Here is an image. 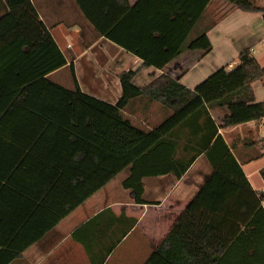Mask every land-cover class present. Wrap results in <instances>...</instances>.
Segmentation results:
<instances>
[{
	"label": "trees",
	"instance_id": "16d2710c",
	"mask_svg": "<svg viewBox=\"0 0 264 264\" xmlns=\"http://www.w3.org/2000/svg\"><path fill=\"white\" fill-rule=\"evenodd\" d=\"M72 1L94 40L142 64L118 75L115 105L86 95L31 0H0V264L19 259L125 169L123 189L143 204L144 178L180 179L199 155L212 173L144 264H264V192L251 188L218 133L264 119L251 88L264 68L245 50L234 69H218L193 90L165 74L135 87L142 69L162 71L185 50L209 51L205 34L187 40L211 0ZM222 1L264 16L251 0ZM65 66L72 89L49 78ZM139 98L171 114L152 130L137 127L122 112ZM212 108L228 111L219 127ZM260 175L264 181V168Z\"/></svg>",
	"mask_w": 264,
	"mask_h": 264
},
{
	"label": "crops",
	"instance_id": "0c3cea01",
	"mask_svg": "<svg viewBox=\"0 0 264 264\" xmlns=\"http://www.w3.org/2000/svg\"><path fill=\"white\" fill-rule=\"evenodd\" d=\"M127 1L133 6L139 0ZM251 1L264 8V0ZM31 2L39 20L64 54L67 65L72 62L80 90L115 105L121 97L118 75L139 68L142 62L105 38L94 40L72 0ZM1 7L0 2V16L4 14ZM201 34H205L211 45L207 53L185 50L162 71L154 68L139 71L133 85L146 86L152 76L165 74L193 90L218 69H234L238 55L245 50L264 68V16L261 14L243 13L222 0H211L193 27L187 44ZM66 69L67 66L49 74V78L52 80ZM251 88L255 102H264V79L254 82ZM122 113L135 126L148 130L171 114L144 98L130 101ZM209 114L219 127L228 111L212 108ZM218 133L251 188L264 192L260 175L264 168V119L218 129ZM211 173L207 159L199 155L180 179L172 174L144 178L143 204H137L131 191L122 187L130 174L129 168L125 169L10 264H144ZM0 239L4 241L5 235L0 234Z\"/></svg>",
	"mask_w": 264,
	"mask_h": 264
},
{
	"label": "rangeland",
	"instance_id": "374dc122",
	"mask_svg": "<svg viewBox=\"0 0 264 264\" xmlns=\"http://www.w3.org/2000/svg\"><path fill=\"white\" fill-rule=\"evenodd\" d=\"M52 81L54 83H55V81H57L61 85H64L66 87H72L73 86L70 70L68 68L65 71L59 73L57 76H54Z\"/></svg>",
	"mask_w": 264,
	"mask_h": 264
}]
</instances>
